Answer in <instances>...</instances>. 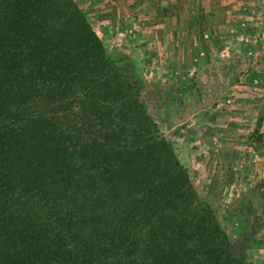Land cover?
<instances>
[{
	"label": "trees",
	"instance_id": "trees-1",
	"mask_svg": "<svg viewBox=\"0 0 264 264\" xmlns=\"http://www.w3.org/2000/svg\"><path fill=\"white\" fill-rule=\"evenodd\" d=\"M146 90L74 0H0V264H250Z\"/></svg>",
	"mask_w": 264,
	"mask_h": 264
},
{
	"label": "rangeland",
	"instance_id": "rangeland-1",
	"mask_svg": "<svg viewBox=\"0 0 264 264\" xmlns=\"http://www.w3.org/2000/svg\"><path fill=\"white\" fill-rule=\"evenodd\" d=\"M74 2L148 84V113L233 253L264 264V0Z\"/></svg>",
	"mask_w": 264,
	"mask_h": 264
}]
</instances>
